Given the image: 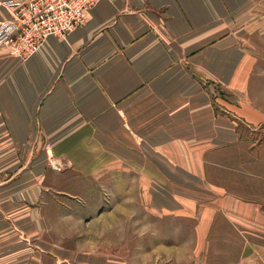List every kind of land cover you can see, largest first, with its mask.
<instances>
[{"label": "crops", "instance_id": "obj_1", "mask_svg": "<svg viewBox=\"0 0 264 264\" xmlns=\"http://www.w3.org/2000/svg\"><path fill=\"white\" fill-rule=\"evenodd\" d=\"M263 78L264 0H102L28 59L0 48V264H118L107 235L151 215L192 221L196 254L220 225L255 236ZM103 183L126 205L102 211Z\"/></svg>", "mask_w": 264, "mask_h": 264}, {"label": "rangeland", "instance_id": "obj_2", "mask_svg": "<svg viewBox=\"0 0 264 264\" xmlns=\"http://www.w3.org/2000/svg\"><path fill=\"white\" fill-rule=\"evenodd\" d=\"M245 128L246 152L248 150L251 152V154L246 153V159H257V161L264 162V125L259 127L257 131H253L247 126ZM250 147H253V149H250ZM243 154L245 155V153H242L241 156ZM257 174L258 176L261 175L259 179L264 182V163L257 168ZM124 186L103 183L101 187L102 211L106 210L107 212L109 208L114 206L126 205ZM260 188L264 191L263 187L260 186ZM140 189L141 186L134 189V197L139 196V200L135 199L133 201L134 209L141 206L143 190ZM138 192L141 194L139 195ZM259 202L264 209V199ZM132 205L130 203L127 206ZM115 217L117 220L122 218L119 215ZM112 218L111 216L103 217V228L106 224L104 220L107 222L111 220L112 222ZM141 218L134 217V225L119 223V231L116 233L111 232L107 235V242H104V244L107 243L112 246L102 247L100 251L117 257L118 264H124L125 260L133 264H264V216L257 218L255 236L252 231L245 233L230 231L228 225H220L219 228H222L223 231L211 232L207 239L208 246L198 254L195 253L194 240L196 238L192 221L181 217L167 216L159 218L151 215V230L144 232L141 230ZM247 239L257 242V245L254 249H249V253L243 256V245ZM159 251H164L163 254L166 256H175L174 254L177 253L179 258L178 260L175 257L163 259L165 256L162 257ZM148 253L151 256L150 260L146 259Z\"/></svg>", "mask_w": 264, "mask_h": 264}, {"label": "built area", "instance_id": "obj_3", "mask_svg": "<svg viewBox=\"0 0 264 264\" xmlns=\"http://www.w3.org/2000/svg\"><path fill=\"white\" fill-rule=\"evenodd\" d=\"M102 0H0L11 18L0 21V48L28 59L50 36L66 38ZM49 147V143L47 144ZM54 168H58L54 164Z\"/></svg>", "mask_w": 264, "mask_h": 264}]
</instances>
